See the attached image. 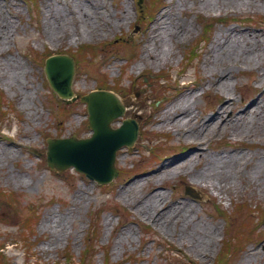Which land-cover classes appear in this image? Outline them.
<instances>
[{
  "label": "rangeland",
  "instance_id": "rangeland-1",
  "mask_svg": "<svg viewBox=\"0 0 264 264\" xmlns=\"http://www.w3.org/2000/svg\"><path fill=\"white\" fill-rule=\"evenodd\" d=\"M75 1L0 0V32L5 28L9 30V34L0 33V91L5 99L0 110V242H5L8 264H26V240L18 225L33 215L37 224L32 240L35 238L36 242L28 252L32 257L30 261L79 263L90 216L96 210L102 213L98 240L90 242L95 247L91 254L93 264H173L165 255L168 246L180 249L196 264H214L229 232L228 224L214 211V201L230 214L232 230L244 219L248 208L261 206L264 209V173L256 176L251 169L257 162H264V138L240 135L227 129L204 142L205 154L210 158L228 155L245 158L239 175L231 179L224 190L201 183L192 176L204 163V158H197L188 166L187 173L162 180L154 177L130 196L123 192L135 180L156 175L170 161L188 156L199 145L195 134L187 137L183 130L176 133L155 122L161 111L184 92L185 82L189 83L186 94L198 95L192 111L201 119L211 115L224 100H233L237 108L250 104L260 95L256 66L242 64L235 69L225 93L215 86L218 73L208 60L214 41L222 33L264 35V0H253L251 4L211 0L212 7H206L200 0H182V3L181 0H163L165 7L158 10L150 22L140 14L146 6L145 1L139 8L138 0H97L98 10L93 12L100 15L99 20L96 16L92 23L94 34H85L84 23L70 13L69 7ZM78 1L86 6L90 0ZM198 16L243 21L235 19L232 23L215 24L211 39L205 44L198 40L204 36ZM58 23L66 28L58 36L51 37ZM135 25L139 26L136 32ZM183 27L186 34L174 41L171 60L162 66L135 69L143 56L144 45L159 28ZM79 33L84 34L79 36ZM5 38L6 43L2 42ZM125 43L134 45V50L130 52L124 48ZM194 44H199L197 54L187 60V49ZM83 45H93L97 55L95 58L89 55L77 65L75 93L97 89L99 77L105 75L108 87L122 89L127 108L112 126L119 127L123 119L131 118L139 127L134 146L117 151L115 165L123 170V175L119 177L118 174L113 182L102 188L73 169L70 170L73 177L66 176V172L57 174L48 168L45 160L47 138L72 135L85 138L90 136L91 130L87 128L85 104L79 100L67 106L60 103L45 80L40 60L53 53L74 52ZM35 54L40 55L38 62L34 60ZM129 56H133V61L126 65L123 58ZM10 65L16 68L17 77L9 71ZM160 73L164 78L158 80L156 76ZM230 114L228 110L226 116ZM227 142L252 146H232ZM181 146L188 150L184 151ZM152 148L153 152L149 153ZM186 186H191L199 198L186 195ZM153 192L165 197V206L186 204L192 208L194 225L197 224L200 231L181 236V222L174 225L172 220L170 228L165 229L162 223L145 216L141 204ZM2 193H15L20 200L8 203L6 197H1ZM133 196L135 198H131ZM235 203L243 208H233ZM140 223L151 227V237L144 235ZM181 230L187 231V228ZM188 230L193 231L192 225ZM57 232H62V236L57 237ZM249 232L252 240L247 241L230 264H264V238L260 239L264 236V219H254ZM105 252H108V263ZM65 253L71 262L62 258Z\"/></svg>",
  "mask_w": 264,
  "mask_h": 264
},
{
  "label": "bare ground",
  "instance_id": "bare-ground-1",
  "mask_svg": "<svg viewBox=\"0 0 264 264\" xmlns=\"http://www.w3.org/2000/svg\"><path fill=\"white\" fill-rule=\"evenodd\" d=\"M233 1L242 4L245 2L251 4L253 2V0ZM180 2L182 3V0ZM86 3L85 6L76 0L72 3L73 6L69 7L70 13L73 16H77L84 23L85 34H94L95 28L92 23L96 20V16L99 20L100 14L93 11L98 10L99 3L97 0H93V2L90 0ZM200 3L206 5V7L213 6L211 0H200ZM65 28L66 26L63 23H58L53 29L51 37L58 36V34L64 32ZM5 32L9 34L7 28L2 29L0 33ZM84 33H79V36ZM236 33H222L214 41L211 49L212 55L208 61L211 68L218 73L215 86L227 93L232 73L235 69L242 64H251L259 69L260 95L250 104L237 108L233 100H224L219 107L214 109L211 115L201 119L192 111L198 95L194 92L186 94L189 84L185 83L184 92L161 111L160 116L155 118V122L160 123L162 127L173 129L176 133L183 130L184 135L187 134V137L188 134L190 137L195 134L199 145H196L194 147L195 151L188 156H179L170 161L156 175L135 180L124 190V195L130 196L134 194L136 189L142 188L146 183L152 181L154 177L162 180L168 176H177L182 172L187 173L188 166L192 165L197 158H204V163L200 169L193 172L192 176L199 182L210 184L218 190L226 189L229 181L239 175L241 165L245 161L244 157L228 155V157L223 158H210L205 154L206 151L203 147L204 142L210 136L216 133H223L227 129H231L233 133L240 135H255L254 137L260 136L264 138V35L259 33ZM185 34L186 29L184 27L170 30L159 28L156 35L144 45L142 49L143 56L139 63L135 65V69L166 64L173 58L174 41ZM2 42L6 43L7 38ZM14 69L16 68L10 65L9 71L14 74V77H17L18 73H15ZM234 108L235 110L233 111ZM228 110H230L231 114L226 116ZM251 169L256 176L263 175L264 162H257L251 166ZM131 198H135V196ZM165 201L166 199L163 195L153 192L141 204V210L145 216L162 223L165 229L170 228L169 222L172 220H174V225L181 222V227L179 228L181 236L195 234V232L200 231L197 224L194 225L196 219L192 208L187 207L186 204L165 206ZM190 225H192L193 231L189 232L188 226ZM185 228H187V231L181 230ZM56 236H62V232H57Z\"/></svg>",
  "mask_w": 264,
  "mask_h": 264
},
{
  "label": "water",
  "instance_id": "water-1",
  "mask_svg": "<svg viewBox=\"0 0 264 264\" xmlns=\"http://www.w3.org/2000/svg\"><path fill=\"white\" fill-rule=\"evenodd\" d=\"M44 71L52 89L62 99L75 100L71 83L75 72L74 60L66 55H55L45 61ZM87 104L90 138L47 141V164L58 172L74 166L99 184H107L117 176L116 152L122 146L131 147L138 129L134 122L125 120L120 128L112 129L111 122L124 113V106L111 92L98 90L80 98ZM69 102V101H67ZM186 193L195 197L191 189Z\"/></svg>",
  "mask_w": 264,
  "mask_h": 264
},
{
  "label": "trees",
  "instance_id": "trees-1",
  "mask_svg": "<svg viewBox=\"0 0 264 264\" xmlns=\"http://www.w3.org/2000/svg\"><path fill=\"white\" fill-rule=\"evenodd\" d=\"M207 30V29H206ZM4 101V97L2 92L0 91V109H1V104ZM12 199H11V197ZM1 197H6L7 198V202L8 203H13V201H18L19 196L15 193H12L10 195L6 194V193H2ZM257 212H259V210H256ZM251 212H255L254 210H252ZM100 211H96L94 214V220L92 223V230L91 232L87 235L86 239H85V249L82 252V256L80 259L79 264H93L92 263V250L93 246L90 245V242H94L95 239L98 236V229H97V221H98V217H99ZM36 216H28L23 220V224L20 225V228L22 230V234L24 235V240L28 239V237L26 236V232L28 231L29 234H33L34 232V223L36 222ZM254 218L253 217H249L247 219V222L239 225L236 230H235V234L236 236L232 237V240H226L223 242L222 248H221V252L219 254V258L217 260L216 264H229V260L232 257V254L236 253L239 249H241L243 247V245H241L243 242V239L245 238L246 234H247V229L250 227V224L252 222ZM95 238V239H94ZM248 239H251L250 236H248ZM3 244H0V249L2 248ZM175 252H179L178 250H176L174 247H168L166 250V257H168L170 259L171 262H173L174 264H195V263H191L190 261H187L184 256H176ZM229 256V257H228ZM69 258V257H68ZM0 264H6L5 261V256L2 252H0ZM28 264H31L28 262Z\"/></svg>",
  "mask_w": 264,
  "mask_h": 264
}]
</instances>
